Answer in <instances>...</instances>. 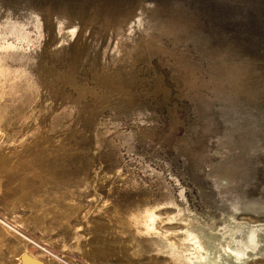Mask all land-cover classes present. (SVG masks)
<instances>
[{
  "label": "rangeland",
  "instance_id": "rangeland-1",
  "mask_svg": "<svg viewBox=\"0 0 264 264\" xmlns=\"http://www.w3.org/2000/svg\"><path fill=\"white\" fill-rule=\"evenodd\" d=\"M0 264H264V0H0Z\"/></svg>",
  "mask_w": 264,
  "mask_h": 264
},
{
  "label": "bare ground",
  "instance_id": "bare-ground-1",
  "mask_svg": "<svg viewBox=\"0 0 264 264\" xmlns=\"http://www.w3.org/2000/svg\"><path fill=\"white\" fill-rule=\"evenodd\" d=\"M250 224V223H249ZM150 229V225L147 224L146 226V230H149ZM225 232V231H224ZM211 233V232H210ZM228 237V236H227ZM233 241V240H232ZM205 245H204V251L205 253L209 252V242L208 241H204ZM233 243V242H232ZM235 243V242H234ZM204 258H208V257H204Z\"/></svg>",
  "mask_w": 264,
  "mask_h": 264
}]
</instances>
